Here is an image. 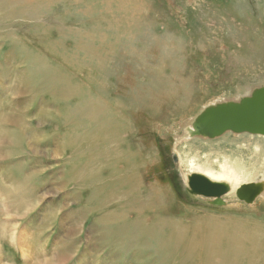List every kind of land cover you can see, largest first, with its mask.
Returning <instances> with one entry per match:
<instances>
[{"label":"rangeland","instance_id":"obj_1","mask_svg":"<svg viewBox=\"0 0 264 264\" xmlns=\"http://www.w3.org/2000/svg\"><path fill=\"white\" fill-rule=\"evenodd\" d=\"M263 86L264 0H0L1 264L37 252L62 264H201L214 245L205 222L221 220L258 229L264 258V189L250 204L235 189L221 206L186 189L197 168L228 164L264 185V136L186 138L205 108ZM115 118L127 127L113 146L134 152L158 203L103 226L123 210L98 197L122 176L99 157Z\"/></svg>","mask_w":264,"mask_h":264},{"label":"bare ground","instance_id":"obj_2","mask_svg":"<svg viewBox=\"0 0 264 264\" xmlns=\"http://www.w3.org/2000/svg\"><path fill=\"white\" fill-rule=\"evenodd\" d=\"M48 1V0H46ZM27 2V1H25ZM27 5V4H26ZM5 11V10H4ZM37 19V18H36ZM86 49V48H85ZM90 52V51H89ZM92 55V54H91ZM93 56V55H92ZM150 87V86H149ZM73 88V87H72ZM155 88V87H154ZM156 89V88H155ZM108 90V89H107ZM73 96V95H72ZM64 98V97H63ZM62 98V99H63ZM241 100V99H240ZM98 101V100H97ZM121 103V102H120ZM103 106V105H102ZM121 106V105H120ZM214 106V105H213ZM94 107V106H93ZM210 107V106H209ZM91 108V107H90ZM208 108V107H207ZM116 109L118 110V108L116 107ZM119 109H121L119 107ZM206 109V108H205ZM103 110V109H102ZM104 113V112H103ZM88 114V113H87ZM117 114V113H116ZM4 115V114H3ZM2 115V116H3ZM85 115V114H84ZM97 115V114H96ZM108 115V114H107ZM106 115V116H107ZM111 115V114H110ZM115 115V114H114ZM122 116V114H120ZM88 118H89V115H87ZM92 116V115H91ZM99 116V115H98ZM104 116V117H106ZM109 116V115H108ZM1 117V116H0ZM86 117V116H85ZM3 118L2 117V120H0V124H3ZM94 118V117H93ZM98 118V117H97ZM117 118V117H116ZM115 118V121H111L109 122L110 124L112 122H114V125L113 126H110L109 128L110 129H113L112 133L114 134L112 137H111V142L109 145H107V151L106 152H102L100 153L99 157H104L103 160L106 162V165L107 166V171L108 173L111 172L113 174V176H117V175H122V176H118L119 178H116L115 180H113V178L109 179H104L106 180V182L104 183L103 186L100 185V192L98 193V197H105V195L109 196L108 199L104 202L107 203L105 204L104 206L102 205L103 208L109 206V204H120V205H123V210L122 212H119V213H116L115 215H111L112 217V222L111 223H108L105 219H104V222L101 223L103 226H109L111 224H122V223H126L130 220H133V221H136L138 222V219H141L142 217H145V216H151V213H154L152 211H149L150 209H152L154 207L155 204L158 203V201H155L153 203V199H154V196L157 195V189L155 190L153 187L151 188V186H145L143 183H142V178L140 179L139 176H140V173H139V168H137L136 166L133 165V161H135V154L133 151H131V149L129 148H120L119 150L117 149V147H114L113 144H118L119 141H120V138H121V133L124 131L123 128L127 127H123L122 124H120L122 121H118L119 119L116 120ZM121 118V117H120ZM123 118V117H122ZM121 118V119H122ZM91 119V118H90ZM125 119V118H124ZM94 121V119H92ZM96 120V119H95ZM100 120V119H99ZM107 120H111V119H106ZM123 120V119H122ZM98 121V120H97ZM105 121V120H104ZM105 121V122H106ZM125 121V120H124ZM123 121V122H124ZM18 122V121H17ZM99 122V121H98ZM10 124V123H9ZM13 124V123H12ZM21 124V123H20ZM102 124V123H101ZM105 125V123H104ZM126 125V124H125ZM97 126V125H96ZM123 128H122V127ZM105 128V127H104ZM193 129V126L190 127L188 129V132L186 134V138L187 137H193L192 135V130ZM0 131H3L0 129ZM104 132V131H103ZM102 133V132H101ZM19 134H23L24 135V132L22 133H19ZM247 134V133H246ZM103 135V134H102ZM112 135V134H111ZM127 135V134H126ZM251 135V134H250ZM3 135H0V144L2 143V140L5 139V137ZM255 136H261V135H255ZM102 137V136H101ZM107 137V136H106ZM105 137V138H106ZM20 138V136H19ZM21 138H22V135H21ZM185 138V140H186ZM11 140V139H9ZM77 140V139H76ZM184 140V139H183ZM13 141V140H11ZM11 141L9 143H11ZM19 141H17V144H18ZM105 142V141H104ZM109 142V140H108ZM126 144V143H125ZM5 145V144H4ZM123 145V144H122ZM121 145V146H122ZM3 146V145H2ZM127 146V145H126ZM1 147V146H0ZM16 147V146H15ZM259 149V147H258ZM263 150V149H262ZM3 153V152H2ZM81 153V152H80ZM90 153V152H88ZM259 153H263L262 151H260ZM264 154V153H263ZM95 155V154H94ZM81 156V155H80ZM96 156V155H95ZM95 156H92V157H95ZM4 157V156H3ZM98 157V158H99ZM5 158V157H4ZM1 160V159H0ZM86 160V159H85ZM100 161V160H99ZM102 161V160H101ZM93 162V161H92ZM104 162V163H105ZM94 164V163H93ZM91 164V165H93ZM192 164V163H191ZM234 165V164H233ZM233 165H222L221 166V170L222 172H219L217 174H213L212 172L209 173L207 171H203L201 170L200 168H197L199 169V172L197 173H194V174H202L204 176H206L207 178H209L210 180L214 181V182H220V183H225L227 185L230 186V191L225 195V196H231V194L235 191V189H238L240 188L239 186L243 185V184H247V183H250L248 181H251V178H252V175L249 174L248 172H241V170H239L238 168H236V166H233ZM87 167V166H86ZM85 167V168H86ZM94 167V166H93ZM139 167V166H138ZM194 167V166H193ZM192 167V168H193ZM83 169V168H82ZM105 169V168H104ZM81 171H84L85 172V169L84 170H81ZM105 171V170H104ZM79 172V171H78ZM90 172V170L88 171ZM87 172V173H88ZM77 172H75L76 174ZM94 175H95V172H93ZM92 173V174H93ZM96 173H98L96 171ZM252 173V172H251ZM83 174V173H82ZM91 174V175H92ZM102 174V173H101ZM192 175V174H191ZM191 175H188L187 179L189 178V176ZM78 176V174H77ZM93 176V175H92ZM96 176V175H95ZM93 176V177H95ZM90 177V176H89ZM79 178V177H77ZM91 179V177H90ZM77 180V179H76ZM80 180V178L78 179ZM95 180V179H94ZM103 180L102 178H100L99 182ZM253 180V179H252ZM91 181V180H90ZM93 181V179H92ZM91 181V183H92ZM96 181V180H95ZM94 181V182H95ZM108 181V182H107ZM75 182V181H74ZM93 182V183H94ZM98 181H96L97 183ZM247 182V183H246ZM253 182V181H251ZM88 183V182H87ZM91 183L89 182V184L91 185ZM85 184V183H84ZM88 185V184H87ZM86 185V187H87ZM89 185V186H90ZM158 185V184H157ZM258 186H260V189L261 191L259 192V195L262 193L263 189H264V185L263 184H260V183H257ZM158 187V186H157ZM93 188V187H92ZM110 188H113V189H110ZM111 191H110V190ZM96 190V189H95ZM98 190V189H97ZM109 190V191H107ZM159 190V189H158ZM160 191V190H159ZM162 191V189H161ZM237 192V191H236ZM160 193V192H159ZM162 193V192H161ZM160 193V194H161ZM258 195V196H259ZM96 196V195H95ZM160 196V195H159ZM158 196V197H159ZM165 196V195H164ZM223 196V198L225 197ZM257 196V197H258ZM162 197V196H161ZM256 197V198H257ZM0 198H1V194H0ZM203 198V197H202ZM99 199V198H98ZM158 199V198H157ZM160 200V199H159ZM241 201V200H240ZM244 202V201H242ZM102 203V202H101ZM247 203V202H245ZM161 204V203H160ZM160 204H158L160 206ZM247 204H250V203H247ZM157 206V205H156ZM158 206V207H159ZM101 207V208H102ZM113 207H115L113 205ZM109 208V207H108ZM112 208V207H111ZM119 208V207H118ZM117 208V209H118ZM120 209V208H119ZM118 209V210H119ZM157 209V208H156ZM155 209V210H156ZM108 211V210H107ZM0 212L1 213H4L5 211L4 210H1L0 208ZM128 212H132V213H135V218L134 216L132 215H129L130 213ZM158 212V211H157ZM110 213V212H109ZM106 214V213H105ZM108 214V213H107ZM109 217V216H108ZM161 217V216H160ZM106 218V217H105ZM149 219V218H147ZM146 220V222L148 223L149 220ZM229 219V218H228ZM151 220V219H150ZM219 221V220H218ZM222 221V220H221ZM218 222V226H215V225H212L210 226L211 224H209L208 222H205L204 224L205 225H208V228L211 227V237L209 238L210 241H213L211 242V245L214 244V245H210L211 247H213L211 249V247L208 245V238H207V241H203L208 243L207 245L210 247V249H206L205 248V252H204V256L203 258H201V261L204 262V263H201V264H240V262H243L241 261L242 258L244 259H247L245 257H250V261L249 263L250 264H257V262L263 258V252H262V249L260 247V245L263 247V243H261L263 240V238L261 240H259V237H258V232L259 230L258 229H251L250 226L251 224L250 223H247V221L245 222H237V223H231L230 224H223V222ZM212 222V221H211ZM229 222V221H228ZM203 223V222H201ZM221 223V224H220ZM109 224V225H107ZM156 224V223H155ZM213 224V223H212ZM216 224V223H215ZM253 224V223H252ZM255 224V223H254ZM142 225V224H141ZM165 225V224H163ZM101 226V225H100ZM170 226V225H168ZM203 226V225H202ZM259 226V225H258ZM149 227V226H148ZM160 227V226H159ZM4 225H1V229L3 231L4 229ZM105 228V227H104ZM108 228V227H107ZM259 228V227H257ZM261 228V227H260ZM259 228V229H260ZM117 229V228H116ZM171 229V228H170ZM175 231L174 233L175 234H179V235H185V227L184 228H181L180 226H176L173 228ZM106 230V229H105ZM187 230V229H186ZM193 230V229H192ZM258 230V231H257ZM263 230L261 229V232ZM93 232V231H92ZM102 232V230H101ZM104 232V231H103ZM204 232V231H203ZM113 233V232H112ZM129 233H132V232H129ZM173 233V234H174ZM190 233V232H189ZM260 233V232H259ZM263 233V232H262ZM259 234V235H262ZM111 234V232H110ZM126 234V233H125ZM205 234V233H204ZM73 235V231H71L69 234L68 232L66 233V237L65 238H69L70 236ZM264 235V234H263ZM187 236V235H186ZM206 236H207V233H206ZM174 237V236H173ZM263 237V236H262ZM25 237H23L24 239ZM206 238V237H205ZM134 239V238H133ZM137 239V238H136ZM173 239V238H172ZM178 240L181 239V238H177ZM189 240V239H188ZM25 243L27 242L26 239H24ZM191 241V240H190ZM187 242V241H186ZM192 242V241H191ZM190 242V243H191ZM195 244H199V240L195 239ZM125 243V242H124ZM180 243V242H179ZM183 243V242H182ZM152 244V243H151ZM188 244V243H187ZM194 244V245H195ZM249 244V245H247ZM21 245H23V243H21ZM177 245V243L175 244ZM247 245V246H246ZM182 246V245H181ZM184 246V245H183ZM187 247V245H185ZM24 247V245H23ZM137 247V245H136ZM179 247V246H177ZM189 247V246H188ZM194 247V246H193ZM200 247V246H199ZM198 248V247H197ZM125 249V248H124ZM190 250L187 248V251ZM196 251V250H195ZM207 252H209L207 254ZM193 253V252H192ZM191 253V255H192ZM55 254V253H54ZM50 258H47V257H44V255L40 254V253H32L30 258L29 259H26L27 263L28 264H62L63 261V258L58 261L55 260L56 258V255H54ZM188 255V253H186ZM194 254V253H193ZM207 254V255H206ZM61 255V254H60ZM181 255V254H180ZM185 255V254H184ZM187 255L185 257H187ZM198 255V253H197ZM195 255V256H197ZM171 256V255H170ZM195 256L193 258H195ZM62 257V255H61ZM182 257V256H181ZM180 257V258H181ZM198 257H200V255H198ZM253 257V258H252ZM253 260H252V259ZM50 259L52 261H50ZM264 259V258H263ZM184 261V259H182ZM188 260H190L188 258ZM194 260V259H193ZM252 260V262H251ZM2 260L0 259V264L2 263L1 262ZM192 261V260H191ZM261 261V260H260ZM177 262V261H176ZM209 262V263H207ZM166 263V262H165ZM193 263V262H192ZM245 264V262H243ZM259 263V262H258ZM262 263V261H261ZM164 264V263H162Z\"/></svg>","mask_w":264,"mask_h":264},{"label":"water","instance_id":"obj_3","mask_svg":"<svg viewBox=\"0 0 264 264\" xmlns=\"http://www.w3.org/2000/svg\"><path fill=\"white\" fill-rule=\"evenodd\" d=\"M191 131L193 137L207 139H217L227 133L264 136V86L239 101L222 102L204 109L196 117ZM186 189L191 195L213 199L215 206H221L230 186L202 174H192ZM260 191V186L249 183L238 188L236 195L239 200L252 203Z\"/></svg>","mask_w":264,"mask_h":264}]
</instances>
